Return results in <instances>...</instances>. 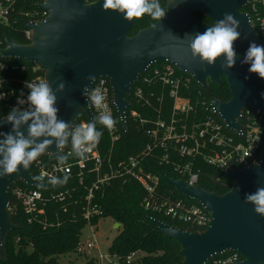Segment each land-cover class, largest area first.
Wrapping results in <instances>:
<instances>
[{
	"label": "water",
	"instance_id": "obj_1",
	"mask_svg": "<svg viewBox=\"0 0 264 264\" xmlns=\"http://www.w3.org/2000/svg\"><path fill=\"white\" fill-rule=\"evenodd\" d=\"M249 1L168 0L165 18L131 37L135 20L127 21L118 12L104 11L103 0H46L37 7L48 12V16L26 27L32 31L31 43L21 44L5 34L6 48L0 49V56L39 67L54 90L64 82L65 91L57 93L59 117L73 125L78 123L81 114L90 121L95 119L81 94L85 85L90 88L94 85L89 83L88 76L94 75L96 81L108 79L114 106L126 133L127 111L132 106L127 98L133 85L151 66L169 63L191 76L207 92L210 84L222 86L225 78L232 98L227 102L213 98L209 110L220 117L228 130L240 132L238 120L243 110L251 108L264 113V79L251 73L250 65L241 63L250 42L264 45L251 16L242 11ZM195 12H201L213 23L225 13H231L240 22L241 39L234 44L238 58L233 69L221 67L223 58L215 66L193 58L185 36L203 33L211 26L196 17ZM12 109L8 106V114ZM0 122H3L0 132L11 131L6 117L0 115ZM48 151L43 155L56 156L54 145ZM32 176L31 164L27 171L21 167L18 174L0 177L2 257L6 255L8 236L20 229L11 220L10 189L19 182L44 189L43 183L35 182ZM224 176L233 183L232 189L224 195L200 185L190 186L184 181L163 177L169 186L211 214L209 227L200 233L147 217L167 239L181 246L179 257L183 264H207L227 251L240 253L245 259L241 264H264V216L254 211V205L245 202L246 193L264 187V152L256 165L242 170L228 169ZM115 226L121 227L120 224Z\"/></svg>",
	"mask_w": 264,
	"mask_h": 264
},
{
	"label": "built area",
	"instance_id": "obj_2",
	"mask_svg": "<svg viewBox=\"0 0 264 264\" xmlns=\"http://www.w3.org/2000/svg\"><path fill=\"white\" fill-rule=\"evenodd\" d=\"M259 5L264 6V0H250L247 7L251 6L252 11L257 12ZM11 7L10 0H0V19L7 21ZM253 25L256 28L255 23ZM257 26L258 35L261 34L260 38L264 40V12L258 18ZM26 37L31 41L32 31L27 30ZM8 68V64L0 62L1 70ZM191 79L194 80L169 63H158L151 66L139 78V82L133 85L127 98L132 105L127 111V120L131 118L139 127L145 129L147 142L142 151L128 158L115 156L114 150L120 143L121 130L124 133L126 131L114 106L110 81L98 79L93 87H99L104 91L111 115L117 120L116 127L109 132L100 125L99 128L103 132L101 141L83 160L73 154L68 157L65 164L44 159H38L34 165L32 164L33 176L45 173V180L42 182L44 189L29 187L23 182L19 183L24 186L17 183L10 189L11 195L29 215V222L45 214L46 202L43 194L47 190L45 182L51 177L62 179L67 175L69 178H78L82 185L86 183V178L91 177V186L88 187L84 206V218L88 225L94 226L92 220L101 214L99 198L104 197L114 180L120 179L122 182L134 180L141 185L146 192L144 200L146 210L185 226L184 230L199 233L205 231L211 222V214L202 205L183 195L186 200L163 192L160 188L161 178L147 172V164L144 162L159 157L161 163L171 166L180 176L177 180L184 181L190 186L200 185V172L194 165L196 159H202L224 173L228 169L242 170L256 165L264 152V113L251 108L245 109L238 120L241 131L228 130L220 117L209 110L212 101L207 106L205 102L200 103L191 98L193 91ZM40 80L46 78L39 77L34 83ZM28 95L14 98V105L10 106L22 110L27 108ZM12 96V92L0 91V102ZM19 99H24L26 103L18 104ZM203 109L210 115L205 117L202 114ZM91 112L94 117L99 115L95 109H91ZM81 122L91 121L88 118L79 119L77 124ZM105 136L108 139L107 146ZM70 151L69 140L63 152L66 155ZM51 196L53 199L64 197L63 194L57 195L54 192ZM94 248L96 243L93 242H88L86 247L80 244L77 253L84 255L86 249ZM139 257L138 254L128 256L126 264H132ZM105 261L103 254L95 260L97 264H104ZM243 261L245 259L240 253L227 251L213 257L207 264H241Z\"/></svg>",
	"mask_w": 264,
	"mask_h": 264
},
{
	"label": "trees",
	"instance_id": "obj_3",
	"mask_svg": "<svg viewBox=\"0 0 264 264\" xmlns=\"http://www.w3.org/2000/svg\"><path fill=\"white\" fill-rule=\"evenodd\" d=\"M45 1L10 0L12 7L7 21L0 19V49L6 48L5 34L21 44L31 43L26 37V27L31 22L42 21L48 16L46 11L37 7ZM160 3L167 10L168 0H160ZM242 11L251 16L256 25L255 29L259 32L257 20L263 15L264 6L259 5L257 12L252 11L251 6ZM194 15L207 24H214L201 12H195ZM157 22L147 15L136 19L129 36H135L140 30ZM260 37H262L261 34ZM0 62L9 65L7 70L0 69V91L13 93L12 97L0 102V115L7 116V106L14 105V98L29 94L27 83H34L39 77L46 78V75L39 67L26 61L4 59L0 56ZM14 66H16L15 69ZM223 82L222 86L210 84V91L207 92L191 79L193 90L191 98L200 103L205 102L207 106L213 98L227 102L232 95L225 78ZM202 114L205 117L210 115L204 109ZM80 119L87 118L81 114ZM127 125L128 133L121 130L120 143L114 150L115 156L119 158L136 155L143 150L147 142L145 129L139 127L131 118L128 119ZM99 127L100 125L97 124L98 130H100ZM104 140L105 143L108 141L106 136ZM38 159L58 161L57 157L48 155H41ZM34 163L35 161L32 164ZM144 164H147V172L161 178L160 188L163 192L172 194L178 199H185L163 180L164 176L170 179L180 178L171 166L161 163L159 157L150 158ZM194 165L200 172V186L205 190L224 195L232 189L233 183L225 178L222 170L208 165L202 159H196ZM19 185L24 186L22 183ZM45 186L47 188L43 192L46 202L45 214L39 215L31 223L29 215L10 193L11 220L20 229L11 232L8 236L5 257H2L0 247V264H62V257L77 252L81 244L82 231L88 225L84 218V206L88 187L91 186V177L86 178V183L83 185L78 178H69L64 185L53 186L45 182ZM53 192L57 195L63 194L64 197L53 199L51 196ZM145 197L146 192L138 182L114 180L104 197L99 198L101 214L92 220V224L96 226L101 219L108 217L112 218L116 224H120L122 231L114 240L110 251L121 264H126L127 257L132 254L140 255L132 264H183V259L179 257L181 246L176 241L167 239L156 225L147 220V217H153L171 226L183 229L186 227L163 215L146 210ZM86 264L97 263L92 259Z\"/></svg>",
	"mask_w": 264,
	"mask_h": 264
},
{
	"label": "clouds",
	"instance_id": "obj_4",
	"mask_svg": "<svg viewBox=\"0 0 264 264\" xmlns=\"http://www.w3.org/2000/svg\"><path fill=\"white\" fill-rule=\"evenodd\" d=\"M104 11L118 12L127 21L150 17L154 21L165 18L167 10L162 7L160 0H103ZM240 22L231 13H225L223 18L208 27L203 33L186 35L193 58H199L202 63L215 66L223 58L221 67L233 69L238 54L234 44L241 39ZM243 64L250 65L249 71L264 79V45L250 42L244 55ZM90 84L96 77L88 76ZM29 95L28 107L13 108L6 116V122L12 126L8 133L0 132V177L18 174L20 168L27 171L30 165L41 155L55 146L56 156L60 164H65L68 157L75 154L85 159L101 141L103 132L97 124L112 132L117 120L113 118L106 103V95L99 87L84 86L82 96L88 108L95 109L99 115L91 122H81L73 125L59 117L57 93L65 91V83L60 82L54 90L49 81L40 80L38 83H27ZM23 95V94H21ZM26 101L19 99L18 104ZM3 122H0L2 124ZM70 140L71 151L64 154L63 150ZM51 154V153H50ZM35 182H43L45 173L32 176ZM69 177L62 179L51 177L49 183L53 186L67 184ZM39 186V184L37 185ZM245 202L254 205V211L264 216V187H258L255 192L245 194Z\"/></svg>",
	"mask_w": 264,
	"mask_h": 264
},
{
	"label": "rangeland",
	"instance_id": "obj_5",
	"mask_svg": "<svg viewBox=\"0 0 264 264\" xmlns=\"http://www.w3.org/2000/svg\"><path fill=\"white\" fill-rule=\"evenodd\" d=\"M116 223L110 217L101 219L98 225H87L81 235V245L86 247L88 242L96 243V248L86 249L84 255L77 252L61 258L62 264H86L92 259L97 260L100 254L106 258L104 264H120L119 259L110 251V248L121 233L122 228H117ZM95 232V234H93Z\"/></svg>",
	"mask_w": 264,
	"mask_h": 264
}]
</instances>
